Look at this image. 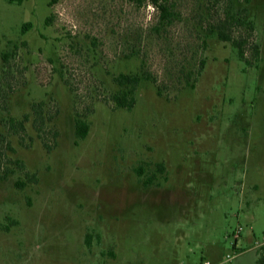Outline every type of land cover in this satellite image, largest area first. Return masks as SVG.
Wrapping results in <instances>:
<instances>
[{
    "label": "rangeland",
    "instance_id": "rangeland-1",
    "mask_svg": "<svg viewBox=\"0 0 264 264\" xmlns=\"http://www.w3.org/2000/svg\"><path fill=\"white\" fill-rule=\"evenodd\" d=\"M169 3L0 0V264H258L264 0ZM242 9L245 58L218 30Z\"/></svg>",
    "mask_w": 264,
    "mask_h": 264
},
{
    "label": "trees",
    "instance_id": "trees-1",
    "mask_svg": "<svg viewBox=\"0 0 264 264\" xmlns=\"http://www.w3.org/2000/svg\"><path fill=\"white\" fill-rule=\"evenodd\" d=\"M150 1L155 8L159 11L160 21L169 20L174 15L172 4L169 3V0H147ZM244 9L240 10L241 15H232L220 25L219 27V37L223 41H230L238 49L239 55L241 58H245V46L247 39L241 34L239 36H234L236 31H250L254 28V23L246 19V14L243 12ZM32 27V23L28 22L23 26V32L25 33ZM205 61H201L197 73L199 74L204 68ZM116 82L121 86V91L112 96L113 101L116 103L117 107L120 108H129L134 107L136 103L135 91L141 83V76L139 74H126L120 73L116 77ZM193 86V84L191 85ZM161 94L160 90L158 91ZM33 110L36 113L35 123H37V128L41 129V124L43 123L42 116V104L38 103L33 106ZM11 127L15 129L16 132L20 133L25 129L24 122L22 120H16L14 118L10 119ZM76 135L78 138H85L89 132V124L85 119L80 117L76 118ZM45 142V138L43 137ZM48 146V143H45ZM3 153L0 152V170L2 169V159ZM9 176L8 172L4 175H0V179H5ZM17 186L22 187L25 185V182L17 181ZM258 264H264V247L259 253L257 260Z\"/></svg>",
    "mask_w": 264,
    "mask_h": 264
},
{
    "label": "built area",
    "instance_id": "built-area-1",
    "mask_svg": "<svg viewBox=\"0 0 264 264\" xmlns=\"http://www.w3.org/2000/svg\"><path fill=\"white\" fill-rule=\"evenodd\" d=\"M205 264H209V262L205 263Z\"/></svg>",
    "mask_w": 264,
    "mask_h": 264
}]
</instances>
